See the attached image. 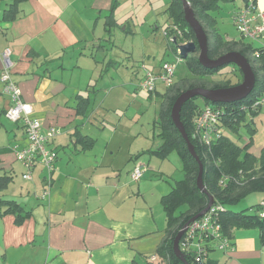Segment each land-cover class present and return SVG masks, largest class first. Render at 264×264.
I'll return each instance as SVG.
<instances>
[{
  "label": "crops",
  "instance_id": "obj_1",
  "mask_svg": "<svg viewBox=\"0 0 264 264\" xmlns=\"http://www.w3.org/2000/svg\"><path fill=\"white\" fill-rule=\"evenodd\" d=\"M76 1L92 13L110 11L114 2L23 0L16 4L18 10L14 17L6 19L3 13L12 0H0V53L6 48L10 51L11 78L20 88L22 100L32 107L31 115L39 119L43 128L63 127L49 141V147L57 154L52 171L44 173L41 167L33 173L29 185L14 188L8 185L0 193L1 197L15 199L30 211L20 224L15 223L12 214L0 215V264H166L156 255L166 228L163 208L158 204L172 184L167 192L162 186L163 192L158 191L159 198H155V189L143 179L149 177L150 170L156 169L161 174L170 172L166 166L168 156L161 158L153 152L161 141L155 147L140 142L136 147L120 143L100 145V152L94 149L97 139L90 132V124L95 112H90L91 98L87 93L91 84L84 86L79 79L73 83L68 80V70L72 73L84 69L80 58L86 56L81 54L75 61L76 49L98 43L92 35L80 33L83 22L77 20ZM257 3L264 9V0ZM92 15L87 16L88 22ZM226 38L237 40L227 35ZM85 39L94 41H80ZM244 42L256 46L250 40ZM258 45H264L263 37ZM87 64L91 73L98 72L97 64ZM107 65H111V60ZM2 68L0 56V71ZM84 98H88V105L80 114L76 105L80 101L83 106ZM9 106V97L3 94L0 83V116ZM17 126L20 132H14V138L10 133L12 145L22 146L25 134L22 125L13 127ZM259 127L264 130L262 122ZM253 128L255 133L248 151L259 156L264 146L263 142L258 144L255 122ZM76 131L94 139V143L82 146L76 142ZM9 150L15 153L12 146L0 147V170L13 174V162L10 168L5 163ZM136 163L143 164L145 171L140 180L132 181L129 173ZM126 168L129 169L124 173ZM47 188L48 195L41 197ZM231 242V248L208 253L207 258L219 264H264V243L260 242L257 229L234 230Z\"/></svg>",
  "mask_w": 264,
  "mask_h": 264
},
{
  "label": "trees",
  "instance_id": "obj_2",
  "mask_svg": "<svg viewBox=\"0 0 264 264\" xmlns=\"http://www.w3.org/2000/svg\"><path fill=\"white\" fill-rule=\"evenodd\" d=\"M21 1L23 0H12L10 6L4 10V18H13L14 13L18 10L16 4ZM187 1L192 7L196 19L200 22L206 33L208 56L210 58H217L229 51H239L249 60L255 73V85L246 98L229 103H212L205 98L195 96L187 100L182 105L180 109V120L183 123L184 129L190 141L194 145L196 154L203 164L202 182L204 187L208 194L212 195L214 199L213 203L220 204L223 207V210L219 211L217 214V221L222 235L226 236L231 241L234 230L257 229L259 231L260 242L263 244L264 207L257 203L255 205V212L253 213L245 212L244 210L234 211L231 207L236 205L240 200L252 192L264 194V149L261 150L259 156H255L248 151L252 143V136L255 133V129L253 128V118L258 113L261 106H258L254 110L251 109V104L264 96V45L254 47L250 43L244 42L242 37L237 40H228L226 35L220 33L218 30L216 25V16L212 12L218 10L220 2H233L235 0ZM116 4L117 3L114 0L110 11L107 15H105L106 22L104 24L107 26L117 24L113 15V10L116 7ZM164 12L171 22L164 31L165 36L175 45L184 41H192L195 44L196 51H198L194 32L184 19L182 0H169ZM173 26H175L179 32ZM179 55L183 60H185V63H187L190 75L181 77L175 81L173 76L172 83L165 84L166 89L163 93L157 91V87L154 89V92L161 95L163 100L158 111V118L154 121V127H157L158 129L157 135L161 139V144L153 152L157 156L163 158L175 150L180 157L183 171V176L175 179L171 185L170 191L160 198L165 216L166 228L165 238L156 248V255L164 259L166 264H219L216 260L209 258H207L203 263H197L194 261L193 254L190 252L183 253L186 261H182L173 253L172 244L176 233L191 217L196 215L206 206L208 202V195L207 193L201 191L196 185V177L199 169L198 163L189 153L185 140L181 137L179 131L174 126L170 118V111L172 104L179 93L188 88L231 87L239 84L242 76L238 79L239 82L237 81L235 84L219 82L218 79L205 80L203 77L216 74L222 67L228 64L217 68H206L199 63L198 58L194 57V55H185L184 52L179 53ZM229 64L233 66V71L238 70L240 75L242 74L236 64ZM148 92L152 93V91ZM198 97L202 98L204 104H210L219 109V122H223L232 130L238 131L240 125L243 123L250 134L248 142L243 146H239L229 137L220 135L210 148H208L194 139L192 136L194 132V117L201 109L195 102V98ZM82 101L83 106L80 101H78L76 105V111L80 114H83V111H85L88 105V98H84ZM78 132H74L76 142L81 143L82 146L88 143L90 145L94 143V139L80 135ZM83 148L84 147H82V149ZM15 158L21 163L16 156ZM37 164H39L48 173H50L53 169L52 168L49 171L41 163L35 162L33 167L28 170L27 167L21 163V165L25 168L22 172V178L31 180L33 171ZM29 171L31 177L25 178V175ZM224 176H227L228 179L222 185L220 184V180ZM12 181V173L1 174L0 193L3 192ZM44 191L49 193L48 188L44 189L43 192ZM260 210L263 211L262 216H260ZM6 214H12L14 216L15 223L20 224L30 214V211L17 200L10 198L7 199L0 196V215Z\"/></svg>",
  "mask_w": 264,
  "mask_h": 264
},
{
  "label": "rangeland",
  "instance_id": "obj_3",
  "mask_svg": "<svg viewBox=\"0 0 264 264\" xmlns=\"http://www.w3.org/2000/svg\"><path fill=\"white\" fill-rule=\"evenodd\" d=\"M115 1L117 4L114 8V15L118 24L112 26L104 24L108 10L92 13L89 8H84L81 2L76 1L74 3L78 12L77 20L83 22L79 30L80 33L92 35V38H95L94 40L97 39L98 43L93 46L90 44L86 49H76L75 61L81 54L86 56L85 58H80V64L84 69L82 72L73 70L72 73L70 72L71 70H68V80L73 83L76 79H79L84 86L88 83L91 84L87 93L90 94L91 98L90 112L94 111L95 113L92 117V124H90L92 128L90 132L97 139L94 149L99 152V146L106 144L111 146L121 143L124 146L132 145L133 147L139 146L140 142L141 145L153 147L159 144L161 140H159L157 135L158 129L153 127V123L158 118L162 98L161 95L154 91L149 93L142 89L139 84L146 70L156 73L164 62L172 63L176 61V56H179L177 45L190 42L184 41L175 45L164 35L166 27L171 23L164 12L169 0ZM243 4L244 0L222 2L219 10L212 12L217 17V26L220 33H225L230 38H240L233 22L232 13ZM90 14L93 15L91 21L88 22L87 16H90ZM243 39L248 41V39ZM94 40L85 39L80 41ZM252 43L257 46L258 40H254ZM98 44L99 47L97 48ZM188 54L198 58L199 50L193 49L185 52V55ZM109 60H111L110 66L107 65ZM87 63H91L92 66L97 64L98 72L91 73L89 68H87ZM232 68L233 66L228 64L216 74L205 76L203 79H218L219 82L235 84L242 74L240 75L238 70L233 71ZM189 72L185 60L180 59L176 64L174 81L190 75ZM156 87L157 91L163 92L165 84L158 83ZM90 89L94 90L91 91ZM3 94L8 97L7 94ZM195 102L200 108L205 106L200 97L195 98ZM258 113L254 122L257 126L258 144L263 142L264 146V139L262 138L264 137V130L261 131L259 127L261 122L264 124V103ZM82 119L85 120L86 118L82 117ZM19 124H21V121L14 122L7 119L4 115L0 116V147L11 148L14 141H12L10 133L12 138H14V132H20V128L18 126L14 128L13 126ZM219 124H221V133L238 145L250 139L249 131H247L243 123L238 131L232 130L223 122ZM102 126L104 128H100ZM10 127H13L11 131H9ZM59 129L62 132L61 129L63 127H59ZM9 152L13 153L10 150L6 152V168H10L11 162H13L11 166L14 168L13 181L9 186L14 188L19 185H29L31 181L22 178V172L25 168L15 158V153H13L14 160L13 155ZM158 160L161 161V159ZM166 166L170 171L167 174H161L156 169L154 171L150 170L147 173L149 177L143 179L144 182L155 189V198H159L158 191L163 192L162 186L167 192L174 180L183 176L181 160L175 150L166 158ZM40 168L41 166L37 164L33 173H37ZM128 169L126 168L124 173H127ZM42 171L46 172L43 168ZM0 174H3V170H0ZM263 198V193L252 192L232 206L231 209L253 213L255 212V205L261 202ZM159 207L162 208V206ZM220 251L215 249L209 253L213 254V252L218 253Z\"/></svg>",
  "mask_w": 264,
  "mask_h": 264
},
{
  "label": "built area",
  "instance_id": "obj_4",
  "mask_svg": "<svg viewBox=\"0 0 264 264\" xmlns=\"http://www.w3.org/2000/svg\"><path fill=\"white\" fill-rule=\"evenodd\" d=\"M233 22L240 37L250 41L261 40L264 36V9L257 6V0H244V4L232 13ZM178 32L179 30L173 26ZM165 33V32H164ZM0 56L3 62V68L0 71L1 90L7 94L10 100V106L4 111V116L14 122L21 121L25 144L20 146L15 144L12 149L15 156L30 170L35 162L44 165L49 171L53 168L56 158L55 151L49 147V141L59 132L55 126L43 128L39 119L31 115L32 107L21 98V91L18 85L11 78L10 51L4 49ZM180 57L176 61L164 62L158 72L146 70L139 86L146 91H154L158 83L170 84L173 81L175 68ZM264 103V96L251 104V109H256ZM220 111L213 105L203 106L194 117L193 138L202 145L210 146L220 137ZM145 171V166L136 163L131 169L129 175L132 181L140 180ZM30 171L25 178H30ZM228 179L222 177L220 184H224ZM44 191L42 196L47 195ZM264 207V199L259 202ZM223 210L220 204H212L209 209L199 218L190 222L179 240V249L182 253L190 252L193 254L194 261L203 263L206 261L209 250H226L231 248V241L223 236L217 221V214ZM260 216L263 211H259ZM155 259L154 256L151 257Z\"/></svg>",
  "mask_w": 264,
  "mask_h": 264
},
{
  "label": "water",
  "instance_id": "obj_5",
  "mask_svg": "<svg viewBox=\"0 0 264 264\" xmlns=\"http://www.w3.org/2000/svg\"><path fill=\"white\" fill-rule=\"evenodd\" d=\"M182 3H183L184 19L186 23L189 25V27L192 29V31L194 32L197 41V46L199 50V55H198L199 63L206 68H217L225 64L234 63L238 66V68L242 72V81L235 86L223 87V88H206V87L188 88L179 93V95L176 97L171 107L170 118L174 126L179 131L181 137L185 140L189 153L198 163L199 169L196 177V185L201 191L207 193L208 195V202L206 206L196 215L191 217L176 233L173 239V244H172L173 253L177 257H179L182 261H186L184 254L179 249V245H178L179 240L183 235L184 231L186 230L187 225L190 222L202 216L213 204L214 199L212 195L208 194L202 182L203 164L200 158L198 157V155L196 154L194 145L190 141L184 129L183 123L180 120V109L187 100L195 96H200L211 102H221V103H229L246 98L252 91L255 85L256 78L250 62L239 51H229L220 55L217 58H210L208 56L206 33L202 28L200 22L196 19L193 9L190 6L189 2L187 0H182ZM177 47L179 53L182 52L185 53L188 52L189 50L195 49V44L192 41H190L188 43L179 44L177 45Z\"/></svg>",
  "mask_w": 264,
  "mask_h": 264
}]
</instances>
